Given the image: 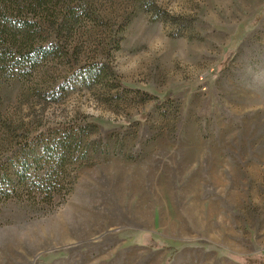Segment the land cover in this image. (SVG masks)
Instances as JSON below:
<instances>
[{
	"label": "rangeland",
	"instance_id": "1",
	"mask_svg": "<svg viewBox=\"0 0 264 264\" xmlns=\"http://www.w3.org/2000/svg\"><path fill=\"white\" fill-rule=\"evenodd\" d=\"M72 1L62 42L138 94L76 85L50 103L39 90L70 76L63 59L0 71V142L92 125L65 200L0 205V264H261L264 0Z\"/></svg>",
	"mask_w": 264,
	"mask_h": 264
},
{
	"label": "trees",
	"instance_id": "2",
	"mask_svg": "<svg viewBox=\"0 0 264 264\" xmlns=\"http://www.w3.org/2000/svg\"><path fill=\"white\" fill-rule=\"evenodd\" d=\"M73 5L72 0H0V71L12 74L13 78L32 76L50 60L63 59L70 67V76L39 90L50 103L60 102L76 85L92 89L101 84L109 91L137 95L136 90L121 84L106 59L79 63L77 47L68 45L66 40L62 42L65 33L70 38L78 32L79 10ZM144 7L155 18L164 15L153 3H146ZM119 40H114L116 49ZM91 128L88 122L71 121L34 128L25 137L18 136L10 147L3 139L0 142V205L17 200L43 209L57 199L65 200L75 184L77 168L87 158L85 138Z\"/></svg>",
	"mask_w": 264,
	"mask_h": 264
}]
</instances>
